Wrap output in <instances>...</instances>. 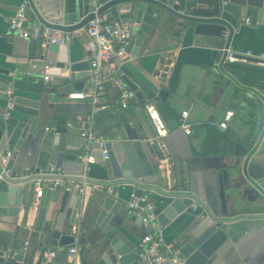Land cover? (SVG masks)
<instances>
[{
    "label": "crops",
    "instance_id": "obj_1",
    "mask_svg": "<svg viewBox=\"0 0 264 264\" xmlns=\"http://www.w3.org/2000/svg\"><path fill=\"white\" fill-rule=\"evenodd\" d=\"M84 1L77 0L80 15L76 20L83 18ZM18 5L19 0H0V71L8 74L0 73V77L9 80L7 90L12 92L14 99L26 90H49L48 95L54 100L53 106L58 104L63 107V110L59 108L60 111L52 108L50 117L57 121V126L68 129L66 134H61L68 144L65 153L77 154L76 162L66 161L67 166L61 167L62 170L68 177L82 174L95 180H104V164L95 160L99 157L95 142L91 144L90 153L95 157L94 160L81 159L86 153L87 135L78 128V122L89 112L88 103L68 99L69 93L84 90V81L89 69L83 62H88L95 47L84 29L73 32L74 36L68 44L66 56L72 64L80 63L75 68V73L83 79L69 80V83L63 84L61 80L69 76L66 69L61 71L59 77L47 75L45 71L34 73L31 54L47 44L39 41L26 42L9 30L6 19L15 13ZM66 7L65 3V9ZM31 16L35 23H39L32 11ZM246 18L250 16L243 13L242 21ZM134 43L135 37L131 36V44ZM223 44L224 40L221 38L188 36L171 28H163L149 35L136 56H132V60L120 69L122 77L126 75L137 84L139 89L136 91V100L123 109L119 103L118 91L113 85H107L102 109L93 125L96 138H121L142 142L146 157L154 165V172L158 177L157 187L164 191L178 188L192 192L205 204L216 202L221 195H226V173L233 164L242 166L247 152L257 144L259 138L257 159L261 162V171H264V104L252 90L245 88L264 90V67L255 64L256 58L248 57L250 59L247 63H234L240 68V77L228 68L229 63H225L224 70L239 82L235 83L219 68ZM230 49L243 54L250 51L254 56L264 54V28L243 23L240 32L233 37ZM45 76L49 79L45 80ZM156 84L168 91L166 105L170 112V118L165 122L169 133L161 140L156 138L148 113L144 109V103L152 101L159 89ZM0 93L2 115L6 99L2 91ZM229 110L234 112V116L228 128L223 130L219 124ZM184 111L188 112L190 135L179 127ZM12 113L13 111L11 115ZM159 154L163 159L159 158ZM34 164L27 165L25 176L35 174ZM5 165L6 159H1L3 169ZM48 169L49 167L41 169L40 173ZM108 180L114 179L111 177ZM72 185L73 189L74 183ZM34 187L35 183L31 205L27 204V192L22 198V206L17 214L8 206L0 207V264H30L32 261L37 262L39 258L42 247L40 232L36 230L39 199L35 197ZM112 188L118 193L116 198L121 199L125 206L132 197L131 191ZM247 188L249 186L246 185L242 192L247 191ZM104 189L93 185L86 186L83 192L79 215L85 219L81 230L86 234L83 238L86 247L93 241L96 228L85 212L93 206L91 199L108 195ZM63 191H53L52 196L56 197ZM245 194H241L240 198L243 199L246 210L234 216L248 217L233 225L235 230L231 238L206 264H264V201L259 200V205L255 204L249 200L252 194ZM142 198L155 202L158 212L162 210L163 206L158 205L157 201L158 193L147 191ZM192 205L166 226L159 225L165 242L179 244L184 235L198 229L199 221L204 218L205 212L194 209ZM124 223L130 241L140 248L145 230L131 212ZM69 247L56 253L54 264H70ZM179 249L181 251V247ZM45 256H48L47 252ZM87 261V255L80 251L78 264H87Z\"/></svg>",
    "mask_w": 264,
    "mask_h": 264
},
{
    "label": "water",
    "instance_id": "obj_2",
    "mask_svg": "<svg viewBox=\"0 0 264 264\" xmlns=\"http://www.w3.org/2000/svg\"><path fill=\"white\" fill-rule=\"evenodd\" d=\"M29 3L40 24L64 33L84 29L95 16V7L98 15H106L109 22L117 25L131 20V36L135 37V43L130 45L129 50L133 57L149 35L163 28H171L188 36L221 38L224 40V50L219 68L238 84V80L228 74L223 65L227 63L225 59L233 37L240 32L243 13L250 16L251 26L260 25L264 28V0H85L82 10L84 15L79 20H76L80 15L77 0H29ZM67 51L66 44H47L32 52L33 72L45 71L47 75L59 77L61 71L66 69L69 76L61 80L63 84L69 83V80L83 79L75 73L80 63L72 64L66 56ZM83 63L89 69L88 62ZM123 80L131 90L136 92L139 89L128 76L124 75ZM9 83L8 79L0 77V91L7 90ZM156 86L159 88L158 84ZM245 88L252 90L264 104V90ZM48 93L49 90L41 92L37 89L19 93L14 101L12 115L6 119L0 115V170L3 178L0 182V207L8 206L17 214L27 192V204L30 206L36 180L63 179L74 183L73 189L64 190L56 197L52 196L53 191L50 189H42L36 223L42 247L37 262L32 261L30 264H54L56 253L74 243L75 228L78 229L80 251L88 257L87 264H144L138 257L139 248L130 241L124 223L130 211L121 199L111 195L91 199L93 206L85 214L90 216L91 224L96 229L93 241L86 247L83 240L86 234L81 230L85 219L79 215L84 196L80 191L83 185H97L102 190L109 187L127 189L136 198L143 197L147 191L158 193V205L163 208L160 212L157 210V222L162 227L197 202L205 216L199 221L198 229L184 235L178 244L187 264H206L231 238L235 230L233 225L248 217L234 216L246 210L241 194L245 196V193H251L249 200L258 205L259 200L264 201V171H261V162L257 159L260 138L247 152L242 166L233 164L226 173V195L207 204L192 192L178 188L164 191L157 187L158 177L154 165L146 157L144 145L133 140L118 138L107 142L108 159L103 165L104 180H95L82 174L68 177L64 170L61 176H45L40 173L41 169L54 165L65 168L66 161L76 162L77 158V154L65 153L68 144L61 134H66L68 129L57 126V121L50 117L52 108L60 111L59 108L63 110V107L58 104L54 107V100ZM167 97L168 91L159 88L152 100L165 122L170 118ZM43 124L46 126H41ZM159 158L163 159L162 155L159 154ZM1 159H6L4 169ZM16 162L18 168L15 167ZM29 163L36 164L33 166L35 174L25 176ZM111 177L113 181L108 180ZM246 185L249 186L248 190L242 192ZM46 252L48 256H45Z\"/></svg>",
    "mask_w": 264,
    "mask_h": 264
},
{
    "label": "built area",
    "instance_id": "obj_3",
    "mask_svg": "<svg viewBox=\"0 0 264 264\" xmlns=\"http://www.w3.org/2000/svg\"><path fill=\"white\" fill-rule=\"evenodd\" d=\"M93 13L95 14L94 18L84 27L87 36L95 47L93 55L88 59L89 70L84 81V90L69 93L68 99L86 101L90 106L89 112L80 118L78 122V128L86 132L87 135L86 153L81 156V159L85 161L88 159L94 160L95 157L90 153L91 144L95 142L99 152V157L95 158V160L104 164L108 159L107 142L109 140L96 138L93 133V125L102 109L106 87L111 84L116 88L119 103L123 109L128 108L130 102L136 100L137 96L136 92L126 85L120 73L121 67L132 60L129 50L132 22L129 20L121 25L109 22L106 15H98L96 7L93 9ZM6 23L14 35L26 42L39 41L51 45H68L72 42L74 36L73 33H64L35 23L31 16L29 0H19L15 13L6 19ZM243 23L250 25V18H246ZM224 36L226 38L227 34ZM227 52L225 61L229 64L247 63V57H254L256 58L255 64L264 67V54L254 56L250 51L243 54L233 52L231 49H228ZM48 79L49 77L45 76V80ZM2 95L6 99V107L2 116L6 119L11 115L15 99L12 92L8 90L2 91ZM144 109L148 113L156 138L161 140L166 137L169 129L156 109L155 103L152 101L145 102ZM233 116V111H227L219 127L226 130ZM187 118L188 112H182L179 127L187 135H190L191 128ZM43 174L45 176H61L63 170L61 167L54 165ZM2 180V171L0 170V182ZM34 183V194L38 199L42 195L43 188L56 191L59 189L71 190L73 186V182L63 179H43L36 180ZM94 186L96 187L97 185ZM85 188L86 185H83L80 190L81 193L84 192ZM104 190L108 195L115 198L118 195L117 191L112 187ZM192 206L194 209H199L197 202H194ZM125 207L140 221L141 226L145 230L138 252V257L144 264H187V259L182 255L178 243H167L163 240L161 228L157 222V207L152 201H146L142 197L136 198L132 195ZM77 230L75 228L73 231L75 241L68 249L70 264H78V254L81 250Z\"/></svg>",
    "mask_w": 264,
    "mask_h": 264
},
{
    "label": "trees",
    "instance_id": "obj_4",
    "mask_svg": "<svg viewBox=\"0 0 264 264\" xmlns=\"http://www.w3.org/2000/svg\"><path fill=\"white\" fill-rule=\"evenodd\" d=\"M228 68H230L232 70V72L237 76H240L238 73V70H240V68L238 66H236V64H229ZM241 77V76H240ZM251 85V84H250ZM252 86L254 87V85L252 84ZM263 88V87H261Z\"/></svg>",
    "mask_w": 264,
    "mask_h": 264
}]
</instances>
